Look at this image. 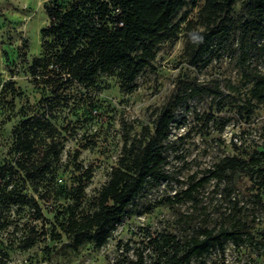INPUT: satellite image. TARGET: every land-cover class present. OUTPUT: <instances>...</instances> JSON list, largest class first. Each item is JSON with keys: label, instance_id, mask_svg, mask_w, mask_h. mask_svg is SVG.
<instances>
[{"label": "rangeland", "instance_id": "1", "mask_svg": "<svg viewBox=\"0 0 264 264\" xmlns=\"http://www.w3.org/2000/svg\"><path fill=\"white\" fill-rule=\"evenodd\" d=\"M71 1L0 0V264H134L138 250L150 262L149 233H172L186 240L206 228L228 227L233 217L242 215L251 226L252 240L241 245L229 240L225 250L214 249L192 264H264V207L255 201L258 196L264 201V159L249 172L235 174L231 194L225 182L213 179L194 200L163 202L185 189L192 175L207 174L226 155L248 160L254 151H264V110L257 108L246 117L238 108L250 95L249 79L264 73V52L254 44L261 42L252 37L242 42L235 28L219 44L218 56L209 60L204 52L188 53L191 33L204 30L199 22L203 0L197 6L190 1L179 14L187 19L178 35L158 46L155 59L135 82L124 85L116 68L101 73L95 86L75 81L53 86L34 75L31 65L42 56L41 30L51 22L47 7H66ZM248 12L240 1L231 19L238 24ZM243 43L251 47L247 53ZM10 82L20 91L14 102L4 96ZM179 95L184 98L166 141L165 170L172 178L147 187L132 206L133 214L104 246L75 245L64 231L67 219L95 209L126 141L142 126H153L161 108ZM36 117L44 122L34 130L37 150L27 158L14 148V133L24 119ZM52 146L60 151L59 158L52 155L46 161ZM22 160L35 172L28 176L20 169ZM88 167L94 175L76 206L73 190ZM18 193L24 203L18 202ZM33 228L39 239L25 249Z\"/></svg>", "mask_w": 264, "mask_h": 264}, {"label": "trees", "instance_id": "2", "mask_svg": "<svg viewBox=\"0 0 264 264\" xmlns=\"http://www.w3.org/2000/svg\"><path fill=\"white\" fill-rule=\"evenodd\" d=\"M190 1L197 6L201 0H72L66 7L57 3L50 5L47 13L51 22L41 30L43 51L42 56L33 59V74L53 86L60 87L74 81L95 86L101 73L119 68L118 76L122 83L129 85L155 59L158 46L178 35L182 22L187 19L186 15L179 18V14ZM240 1L248 7L249 14L237 24L231 19V12ZM199 22L204 30L191 33L186 44L188 53L204 52L209 54V60L218 56L221 48L219 44L225 42L235 28L242 42L250 37L256 38L261 45L254 43L255 47L264 52V0H203ZM250 48L242 44L244 53ZM249 80L253 81L250 95L238 107L246 117H251L257 108L262 107L264 110V73L257 72ZM195 89L194 86L191 90ZM19 94L14 82L4 89V96H11L12 102ZM183 98L179 95L164 105L157 113L153 126H142L137 136L126 141L108 181L100 190L95 209L81 215L72 213L67 219L64 231L75 245L90 242L96 247L104 246L113 231L133 214L132 206L146 188L172 178L165 170L168 163L166 141L171 134L175 110ZM43 122L44 119L40 117L27 118L15 131L14 148L22 156L28 158L36 152L34 130ZM79 154L77 152L76 156ZM52 155L55 158L60 155V151L53 146L45 153L44 160H49ZM263 159L264 151H254L248 160L226 155L207 174L198 178L192 175L185 189L166 197L163 202L175 204L194 200L213 179L218 184L225 182L231 194L232 188L229 186L235 174L249 172L250 166L259 165ZM18 166L28 176L35 172L23 160L19 161ZM93 175L92 167L79 175L73 190L76 206L82 204L88 181ZM16 197L19 198L18 202H25L21 193ZM255 201L264 207V201L259 196ZM33 206L42 218L39 204L33 202ZM32 232L25 239V249L33 247L39 239L35 228ZM148 238L150 262L146 261L144 250H138L134 264H192L194 260L212 254L214 249L225 250L229 240L241 245L252 240L253 235L250 224L242 215L233 217L228 227L219 230L206 228L186 240L172 233H149Z\"/></svg>", "mask_w": 264, "mask_h": 264}]
</instances>
